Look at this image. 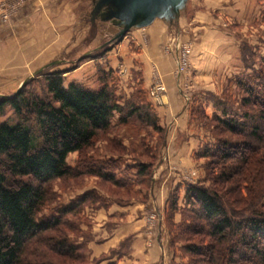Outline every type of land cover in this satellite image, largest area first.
<instances>
[{
  "label": "trees",
  "instance_id": "16d2710c",
  "mask_svg": "<svg viewBox=\"0 0 264 264\" xmlns=\"http://www.w3.org/2000/svg\"><path fill=\"white\" fill-rule=\"evenodd\" d=\"M86 22L89 24L88 16ZM97 28L93 25L91 31L97 32ZM118 42L120 39L93 50L92 56L103 57ZM239 52L243 67L249 71L233 77L242 113L233 111L229 95L213 96L212 100L211 120L232 139H215L213 147L204 143L196 153V158L208 159L207 167L215 171L214 177L209 176L212 184H188L182 207L176 188L168 198L164 215V224L174 227L172 214L181 212L175 238H185L184 251L190 255L191 264H264V57L256 59L247 45ZM97 69L100 76L95 89L68 81L63 70L46 68L17 95L0 98V118L11 114L0 122V264H24L27 246L40 234L66 224L64 218L72 221V227L67 223L71 236L56 246L69 260L80 262L91 240L85 209L131 202L98 190L84 191L77 201L59 209L52 223L39 221L38 214L54 180L94 176L125 191L141 184L152 188L155 165L144 164L141 155L133 159V164H125L122 156L95 160L89 155L98 134L112 128L116 115L119 126L134 120L150 133L164 132L141 83L134 85L123 104L110 85L113 79L119 82L116 73L101 66ZM197 106L191 110L193 118L208 120L205 110L200 113ZM74 154L78 159L70 165L68 157ZM82 225L87 229L83 230ZM131 241L130 237L122 240L111 256L121 251L126 254ZM106 259L109 257L103 255L95 259L96 264Z\"/></svg>",
  "mask_w": 264,
  "mask_h": 264
},
{
  "label": "rangeland",
  "instance_id": "374dc122",
  "mask_svg": "<svg viewBox=\"0 0 264 264\" xmlns=\"http://www.w3.org/2000/svg\"><path fill=\"white\" fill-rule=\"evenodd\" d=\"M31 1L0 0V40L7 37L11 30L17 31L16 29L22 22L28 23L22 18L25 16L24 13L28 12V8L31 10L32 7L29 5ZM57 1L58 3L65 1L66 5L70 6V12H72L70 14L74 16L75 27L78 28L79 36L75 46H69L60 54L58 59L53 60V62L61 61V63L54 66L52 70L62 69L67 72L65 76L68 81L78 82L92 89L99 85L100 73L97 66H101L107 72L111 70L115 73V68L117 72H122V69H119L123 68L121 65L125 64V61H122L117 54H112V61L106 57L96 59L92 56L93 50L103 48L102 46L111 41L110 37L115 35L117 31L108 25L101 26L100 23L102 22L99 20L93 24L98 27V31H91L93 25L89 16L90 0ZM58 8L59 5L54 7L55 10ZM199 10H208L209 15L201 24H195L197 23L195 16L200 14ZM87 16L89 17V24L86 22ZM184 16L176 27L167 29L165 39L163 38L156 46V49L165 55L163 57L169 66L174 67L176 73L179 74L177 81H179L180 92L178 91V94L182 103L179 106L175 103V105L169 104L163 107L161 113L159 112L161 119L168 122L164 132L162 134L150 133V129L134 120L129 121L126 126H119L117 124L118 115H116L112 120V128L104 133H99L89 151V155L93 156L95 160H108L110 157L122 156L125 164H133V159L141 155L139 159L143 160L144 164L154 163L156 173L153 178L154 180L156 177L159 179L153 182L150 189L147 188V185L141 184L130 191L114 188L109 183L102 182L94 176H81L76 180L69 178L54 180L49 187L47 201L38 214L37 219L39 221L52 223L53 217L59 216V209L77 201L84 191L98 190L105 195H111L122 200L142 201L143 205L138 203V205L133 206L132 218H128V215L125 214L124 220L113 222L119 226L122 225L123 233L129 230L135 231L137 237L145 239L146 243L156 237H159L161 241L163 239L164 242H161L164 247L162 264H191L190 255L184 251L185 238L179 240L175 238L179 232L175 225H179L182 221L181 212L172 214L174 227H169L168 223H165L166 226L163 230L158 211L161 210L165 200L168 202L171 191L175 188L178 180L185 183L187 180L189 182L190 179H194V182L199 181L205 187L211 186L209 176L214 177L215 171L210 165L207 167L208 159H198L196 153L204 143L213 147L215 139H232L222 127L216 128L215 122L211 120L214 115V109H212L214 102L212 100L213 96L229 95L232 97L233 111L238 114L242 113L239 106L241 97L234 87L233 77L249 73L243 67L239 57L242 46L250 47L252 52H255L256 59L264 57V2L262 0H191ZM4 18L7 19L6 22H4ZM148 38L146 32L141 33L136 55L141 50V55L149 59V70L148 73L144 74L145 84L141 83V85L144 90L147 89L148 97L157 102L168 95L169 85H172V82L169 79L168 83H165L164 76L160 74V66L155 60L157 55L150 51L149 43L147 44ZM103 42L105 43L103 44ZM116 45L110 48L105 56ZM88 52H91V58L78 63L80 58ZM133 56V52L127 53L125 56L127 57L126 63L129 64L131 60L133 61ZM133 63L136 65L138 61L134 60ZM179 65L182 67L181 72H179ZM115 76L119 78V82L117 83L113 79L110 85L113 84L115 87V94L121 100L120 102H126L127 97L134 90L132 85L134 75L131 77V73L127 69L125 75L120 73L119 76L116 74ZM199 96L202 100H210L212 108L207 109L208 106L206 107L203 103L201 106ZM193 105H198L200 113L203 110L205 113H210L208 115L206 113L209 119L205 120L201 116L200 118H197L199 116L193 118L191 115V110L195 107ZM182 107L183 109L186 108L183 115H181ZM154 112L158 117V113L155 110ZM9 116H11L10 113L0 118V122L5 121ZM151 156H154L155 159L150 160L149 157ZM77 159L76 154L71 155L68 157V163L74 165ZM123 168L124 166L121 167V169ZM181 187L184 188L183 185ZM147 192L152 193L153 201L148 199L147 202V196H145ZM86 214L84 216L87 217L90 224H95L94 227H98L96 225L102 224L104 221V217L100 216L99 218L97 212L88 216ZM63 222L66 224L59 226L54 231L40 234L27 246L22 257L24 264L97 263L98 260H95L97 258H93V254L89 251L83 254V260L80 262H73L62 254V249L57 247L56 243L71 236V231L69 228L67 229V223L70 227L73 225L68 218H64ZM172 240L175 242L173 243ZM117 248L115 247V250ZM110 250L106 255L109 259L103 260L99 264H135L132 258L123 259L126 255L115 260L116 258L113 257L115 255L111 256V252L114 250ZM119 253L122 254L123 251ZM110 259L112 260L110 261Z\"/></svg>",
  "mask_w": 264,
  "mask_h": 264
},
{
  "label": "crops",
  "instance_id": "0c3cea01",
  "mask_svg": "<svg viewBox=\"0 0 264 264\" xmlns=\"http://www.w3.org/2000/svg\"><path fill=\"white\" fill-rule=\"evenodd\" d=\"M57 4L59 5V8L55 10L54 7L58 6ZM190 4L191 0H189L186 9H188ZM29 5L32 7L31 10L28 8V12L24 13L25 18H22V20H27L28 23L25 24L22 22L19 26L20 29L17 28V31L11 30L7 37L0 40V96H10L14 94L19 86L30 75H34L37 70L53 62V60L58 59L60 54L67 50L69 46H75L76 43H78L79 31L78 28L75 27L74 16L70 14L72 13L70 12L71 8L69 5H66L65 1L58 3L56 0H32L31 3L29 2ZM199 13L200 14L195 16L197 21L195 24H201L209 15L208 10H199ZM185 14L186 11L180 15L178 22L173 26H168L160 19H155L148 27L131 31L126 35V37L117 43L116 47L111 52H108L106 56L104 55L101 57V59L106 57L111 60L112 54H117L121 57L122 61H125V64L121 65L123 68L119 69H122V72L120 73L125 75L128 69L131 73V77L134 75L132 79L133 86L136 83L145 84L144 74L148 73L149 59L148 57L141 55V50H139L137 55L136 53L138 51L137 49H139L137 46L139 44L138 42L140 40L141 33L146 32L148 34L149 38L147 40V44L149 43L152 54L157 55L155 60L160 66L159 72L164 76L165 83H168L167 81L169 79L172 82V85H169L170 90L167 93L168 95L162 97L161 101L158 100L155 102L153 98L151 99V97H148L149 102L158 113V118L160 119L159 125L162 128H165V125H167L168 122L167 120L163 121V119H161L159 112L161 113L163 107L168 106L169 104H176L179 106V104L181 105L182 103L180 102L178 94L180 92L178 88L179 81H177L179 80V74L176 73V69L174 67L169 66V63H167V60L163 57L165 55L161 51H158L156 46L163 38L165 39V32L168 31L167 29L174 26L176 27L180 19L185 17ZM111 29L113 28L111 27ZM132 52L134 53V56L132 57L133 61H138V64L136 63V65L132 60L129 64L126 63V54ZM113 59L115 61V57ZM115 73L117 76L120 74L117 72L116 68ZM145 91H147V89H145ZM199 99L206 107L208 106L207 109L212 108L208 101L205 99L202 100L200 96ZM184 111H186V108L183 109L182 107L181 115H183ZM206 113L207 115L210 114L208 112ZM167 127L169 128V126ZM155 170L154 175L156 173ZM158 179L159 178L156 177L155 180L157 181ZM183 182L184 181L182 180H178L175 184V188L171 191L173 192L176 188L179 189L180 206L182 204L181 200L184 195L185 187L190 183H194V179H190L189 182L187 180V182H185L186 184ZM181 185H183L184 188H182ZM145 196H147V202L148 199L149 201H153L152 193L147 192ZM138 203L141 204L142 201H132L129 202V204L122 206L113 202L107 207L95 210L87 208V210H85L84 215L87 212V216L90 214L93 215L97 212L99 218L100 216L104 217L103 223L96 225L98 227H94L95 224L93 223L90 224L91 240L87 243V248L89 253L91 252V254H93V258L108 255L109 251H111L110 249L115 250V247H118L123 239L130 237L133 241L130 244L128 253L115 254V256H113L116 258L115 260L120 258L122 255H126L127 257L124 256L123 259L126 260V258H132L134 259L135 264H162L164 261V247L162 245L164 242L163 239L161 241L159 237H156L155 239L149 240V243H146L145 239H139V237H137L135 231L129 230L126 233H123L121 230L122 225L119 226V224L114 223L122 221V219L124 220L125 214L128 215V218H132L133 206L138 205ZM141 205H143V203ZM166 208L167 201L165 200L161 210L158 211L163 230L165 229L164 215ZM82 226L83 227L81 228H83V230L87 229V226ZM112 259H110V261Z\"/></svg>",
  "mask_w": 264,
  "mask_h": 264
},
{
  "label": "water",
  "instance_id": "95a60500",
  "mask_svg": "<svg viewBox=\"0 0 264 264\" xmlns=\"http://www.w3.org/2000/svg\"><path fill=\"white\" fill-rule=\"evenodd\" d=\"M189 0H90V21L93 25L97 20L100 25H108L115 29L117 33L111 41L104 44L106 46L114 40L120 41L129 32L148 27L155 19H160L168 26H173L178 22L182 13L186 11ZM91 52L83 55L80 60L87 58ZM61 61L51 62L37 70L34 75L25 79L16 92L17 95L23 86L34 76H38L46 68H53ZM10 96H0L8 99Z\"/></svg>",
  "mask_w": 264,
  "mask_h": 264
},
{
  "label": "built area",
  "instance_id": "2783aa9c",
  "mask_svg": "<svg viewBox=\"0 0 264 264\" xmlns=\"http://www.w3.org/2000/svg\"><path fill=\"white\" fill-rule=\"evenodd\" d=\"M6 20H7V19L4 18V22H6ZM178 67H179V70H180L179 72H181V71H182V67H180V65H179ZM161 90H162V89H161Z\"/></svg>",
  "mask_w": 264,
  "mask_h": 264
}]
</instances>
